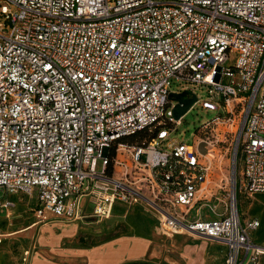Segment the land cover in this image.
<instances>
[{
	"label": "built area",
	"instance_id": "1",
	"mask_svg": "<svg viewBox=\"0 0 264 264\" xmlns=\"http://www.w3.org/2000/svg\"><path fill=\"white\" fill-rule=\"evenodd\" d=\"M186 84L220 110L193 143L171 137L170 93ZM230 146L241 173L208 194ZM0 189L34 200L43 223L145 204L163 234L224 242L226 264L258 261L261 223L241 220L237 194L264 193V0H0Z\"/></svg>",
	"mask_w": 264,
	"mask_h": 264
},
{
	"label": "crops",
	"instance_id": "2",
	"mask_svg": "<svg viewBox=\"0 0 264 264\" xmlns=\"http://www.w3.org/2000/svg\"><path fill=\"white\" fill-rule=\"evenodd\" d=\"M247 195L250 199L242 213L239 211L240 217L243 222L251 219L260 221L261 225L252 233V238L255 244L264 247V193ZM6 201L12 204L0 206V264H123L156 253L154 242L148 237L117 236L89 245L79 242L77 229L83 222H105L109 219L87 217L75 222L51 220L43 223L38 221L35 207L31 217L21 213L23 207L34 200L17 194L5 195L0 204ZM122 207L116 206L115 211ZM97 228L87 227L88 231H96ZM199 237L202 240H193L184 233L167 235L161 248L162 258L169 264H226L227 245ZM193 242H197L198 246ZM214 242L224 245L223 255L218 256ZM253 254L243 256L242 264H264V256L256 261L252 259Z\"/></svg>",
	"mask_w": 264,
	"mask_h": 264
},
{
	"label": "rangeland",
	"instance_id": "3",
	"mask_svg": "<svg viewBox=\"0 0 264 264\" xmlns=\"http://www.w3.org/2000/svg\"><path fill=\"white\" fill-rule=\"evenodd\" d=\"M189 88L193 89L194 93L197 94L199 101L195 103L183 116L182 122L175 126V129L171 133V137L175 140L186 141L188 143H193L195 137L199 133V128L201 125L215 117L220 110L211 109L204 106V101L210 100L208 89L204 86L186 84ZM179 86L174 85L173 89H179ZM225 148L223 151H225ZM216 154H219V148L215 149ZM233 147L227 150V154L221 158V154L217 155V160H215L213 168L210 172L209 182L206 184V192L208 194L215 193L219 197L224 196L223 189L221 186H227L232 183V178L235 173H241V163L238 158L236 164L233 162ZM211 189V191L208 190ZM4 192L0 189V201L4 198ZM244 192L239 190L237 194L238 208L242 213L244 206L249 202V196ZM213 203L216 204L218 209H221V202H218L215 198L212 199ZM215 201V202H214ZM212 203V202H211ZM203 206L202 212L204 215H214V211L209 208V202H204L200 204ZM92 206V205H91ZM35 207V202H29V206H24L22 209V214L27 217L33 216V209ZM104 221V220H103ZM103 221H95L82 223L77 229V238L82 245L95 244L100 241L112 239L117 236H138V237H148L153 240L155 247V255H147L139 260L128 261L123 264H169L166 260L162 258L161 248L163 241L166 239L167 235L159 228V221L154 213L145 204H133L131 206H124L120 210L115 211L114 216ZM91 226L96 231H88L87 227ZM99 229V230H98ZM99 232V233H90ZM184 235L189 236L191 239L200 241L199 236L191 233L185 232ZM194 245L198 246L197 242H193ZM216 246V251L218 256L223 255L224 245L219 242H214ZM193 255V251L190 252Z\"/></svg>",
	"mask_w": 264,
	"mask_h": 264
},
{
	"label": "water",
	"instance_id": "4",
	"mask_svg": "<svg viewBox=\"0 0 264 264\" xmlns=\"http://www.w3.org/2000/svg\"><path fill=\"white\" fill-rule=\"evenodd\" d=\"M170 97L172 100L176 101L173 112L177 120L181 119L182 116L196 103L198 99L197 95L189 89H185L181 92H171Z\"/></svg>",
	"mask_w": 264,
	"mask_h": 264
},
{
	"label": "trees",
	"instance_id": "5",
	"mask_svg": "<svg viewBox=\"0 0 264 264\" xmlns=\"http://www.w3.org/2000/svg\"><path fill=\"white\" fill-rule=\"evenodd\" d=\"M159 130V128H157L155 131ZM153 135L152 133H150V128H145L144 130H142L141 132L137 133L136 135L130 136V137H126L124 138V141H128V142H132V143H141L143 141L144 138L149 137Z\"/></svg>",
	"mask_w": 264,
	"mask_h": 264
}]
</instances>
